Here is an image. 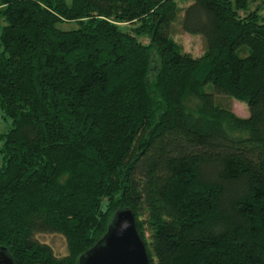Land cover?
<instances>
[{"label": "trees", "instance_id": "obj_1", "mask_svg": "<svg viewBox=\"0 0 264 264\" xmlns=\"http://www.w3.org/2000/svg\"><path fill=\"white\" fill-rule=\"evenodd\" d=\"M263 11L195 0L194 56L176 0H0V249L80 264L130 209L151 264H264Z\"/></svg>", "mask_w": 264, "mask_h": 264}, {"label": "water", "instance_id": "obj_2", "mask_svg": "<svg viewBox=\"0 0 264 264\" xmlns=\"http://www.w3.org/2000/svg\"><path fill=\"white\" fill-rule=\"evenodd\" d=\"M0 264H16L4 247L0 249ZM80 264H151L132 210L115 214L106 235L81 257Z\"/></svg>", "mask_w": 264, "mask_h": 264}, {"label": "rangeland", "instance_id": "obj_3", "mask_svg": "<svg viewBox=\"0 0 264 264\" xmlns=\"http://www.w3.org/2000/svg\"><path fill=\"white\" fill-rule=\"evenodd\" d=\"M179 6L178 18L174 22L171 35L175 40L180 43L185 52H189L194 56L202 55L207 48L204 37L201 34H193L183 30L180 21H182L185 14V9L195 0H176ZM264 13V11H263ZM63 27L68 28L66 25ZM147 41L148 39L145 38ZM144 40V39H143ZM206 91L213 92L215 94L216 101L228 108H231L237 114L241 116H249L250 110L248 103L238 100L227 95H218L215 87L212 83H209L205 87ZM10 126V121L3 119L0 115V131L6 130ZM38 238L49 245H51L58 255H66L67 244L63 236L58 234H38Z\"/></svg>", "mask_w": 264, "mask_h": 264}]
</instances>
